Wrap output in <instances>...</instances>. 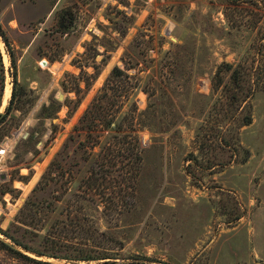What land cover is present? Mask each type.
Wrapping results in <instances>:
<instances>
[{"label":"rangeland","instance_id":"1","mask_svg":"<svg viewBox=\"0 0 264 264\" xmlns=\"http://www.w3.org/2000/svg\"><path fill=\"white\" fill-rule=\"evenodd\" d=\"M99 6L0 0L19 106L0 122V229L113 258L78 264H264V0Z\"/></svg>","mask_w":264,"mask_h":264},{"label":"trees","instance_id":"2","mask_svg":"<svg viewBox=\"0 0 264 264\" xmlns=\"http://www.w3.org/2000/svg\"><path fill=\"white\" fill-rule=\"evenodd\" d=\"M0 37L2 38V41L6 47L7 53L10 56L11 66L14 70L11 73V77H12L11 97L9 99L8 105L5 108V113H4V116L2 117L3 119L13 109L15 110L19 108V106L15 107V104H17L16 98L18 96L17 94L18 85H17L16 73H15V60L10 52L9 43L7 39L4 37V34L1 29H0ZM222 68L226 72H231L230 78L232 79V82L236 86H238L239 79H240L239 76L241 72H239L238 69L233 68L229 64H222L220 65L219 70L217 72V75H216L217 78H221L220 70ZM116 73H118L117 69L112 70V77L116 75ZM4 77H5L4 76V65H3L2 55L0 51V103L2 100V94H3V89H4V80H5ZM221 83H222V80L220 79L218 85H220ZM108 86L104 85L102 90L106 91L105 89ZM98 118L103 119L104 117L100 116V114L97 113L96 115H94V117H92V120H90V124H88V126H93V124L95 123V121L98 120ZM99 121L100 123L107 124V128L110 127V125L113 122V121L106 122L104 119L99 120ZM250 123H251V118L246 117L242 123V126H247ZM116 132L119 133V131H116ZM102 167L103 165H101V168ZM94 176H95L94 179H90V181L92 182L91 184L92 187H94L95 185L96 187L102 186V184H98L97 181H99L100 178L104 180L105 179L104 175L97 176V173L94 172ZM36 205L37 203H35L31 198L27 199L20 210V215L24 217H28L29 215L30 217H32V220L36 221V217L39 214V211H37L38 208L35 207ZM34 208L36 211L34 210ZM11 228H14L15 231L18 233L27 232L25 227H23L22 225H18L16 223H13L11 225ZM47 233L48 234L44 235V237L42 238V242L39 243L40 244L39 247L33 249L30 246V244H28V242H23V240H19L13 235L9 234L8 231H2L0 229V234H2V236H4L5 239L9 240L13 244L12 246V245H8V243L0 241V249L3 250L7 255H9L13 260L17 261L18 264H78L77 262L79 261H82V262L104 261V260L112 261L113 259L112 255H108L106 252H103L101 255H97V256H90V255L85 256V255H82L81 252H80V255L79 253L77 255H69L68 253H62L56 247L57 244L55 243V240L53 239L55 237V234L53 235L49 232ZM52 244H56L55 247ZM23 252H28L30 253V255H25ZM104 263L106 262H103V264ZM97 264H101V263H97Z\"/></svg>","mask_w":264,"mask_h":264},{"label":"built area","instance_id":"3","mask_svg":"<svg viewBox=\"0 0 264 264\" xmlns=\"http://www.w3.org/2000/svg\"><path fill=\"white\" fill-rule=\"evenodd\" d=\"M113 0H100V5L101 6H99L100 7V9H101V7H105L106 5H107V3L108 2H112ZM99 9V10H100ZM46 66V65H45ZM4 156V151L3 150H0V158H2Z\"/></svg>","mask_w":264,"mask_h":264},{"label":"water","instance_id":"4","mask_svg":"<svg viewBox=\"0 0 264 264\" xmlns=\"http://www.w3.org/2000/svg\"><path fill=\"white\" fill-rule=\"evenodd\" d=\"M42 64L45 66L46 65V62H42ZM4 116V113L2 112V108H0V122H1V119L2 117ZM0 241L2 242H5L3 239L0 238ZM6 243V242H5ZM106 264H116V263H106Z\"/></svg>","mask_w":264,"mask_h":264},{"label":"flooded vegetation","instance_id":"5","mask_svg":"<svg viewBox=\"0 0 264 264\" xmlns=\"http://www.w3.org/2000/svg\"><path fill=\"white\" fill-rule=\"evenodd\" d=\"M67 19V17H64V20H66Z\"/></svg>","mask_w":264,"mask_h":264}]
</instances>
